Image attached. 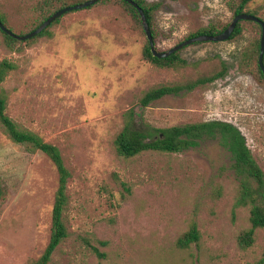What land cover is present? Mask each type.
Listing matches in <instances>:
<instances>
[{
	"label": "rangeland",
	"instance_id": "obj_1",
	"mask_svg": "<svg viewBox=\"0 0 264 264\" xmlns=\"http://www.w3.org/2000/svg\"><path fill=\"white\" fill-rule=\"evenodd\" d=\"M41 0H0L4 25L25 35L39 23ZM157 3L151 30L164 52L197 30H217L238 0H143ZM264 22V1L243 10ZM249 22V21H248ZM48 34L9 47L0 32V61L16 64L0 91L6 115L22 130L57 146L70 177L64 213L68 237L49 264H264V228L252 243L248 208L235 207L238 180L230 155L215 140L179 153H116L114 140L131 110L147 136L174 126L219 120L236 127L264 173V81L243 67L258 55L261 30L241 23L231 41L202 42L179 52L178 64L145 60L140 19L117 0L68 12ZM225 74L192 91L164 96L141 109L153 88ZM57 173L40 152L29 153L0 128V264H31L46 248ZM195 224L200 239H178Z\"/></svg>",
	"mask_w": 264,
	"mask_h": 264
},
{
	"label": "trees",
	"instance_id": "obj_2",
	"mask_svg": "<svg viewBox=\"0 0 264 264\" xmlns=\"http://www.w3.org/2000/svg\"><path fill=\"white\" fill-rule=\"evenodd\" d=\"M85 1L87 0H41L38 5L41 19L39 23L32 29V31L57 10L68 6H73L75 4H80ZM104 1L106 0H99L97 3ZM117 1L123 4L135 18L140 19L137 11L132 6L123 0ZM133 1L143 9L146 21L151 30L153 12L159 7L158 4L154 3L147 5L143 0ZM252 1L255 0H238L235 6H230L233 17L235 15L244 13V8ZM245 14L255 16V14L250 11L246 12ZM59 19L60 18L56 19L40 34L26 41L15 40L2 31L0 32L2 33L5 42H7L9 47L12 45H23L28 41L47 35L49 33L48 29L53 24L58 23ZM0 21L4 25V20L1 14ZM243 22L253 24L261 30L258 24L251 21L248 22L242 20L237 23L234 31L231 33L227 41H231L240 35L241 23ZM227 26L228 24L223 25L220 30H217L213 26H206L197 30L194 34H190L187 36V38L198 35H217L223 32ZM151 33L153 37L152 30ZM259 43L257 44L258 54ZM180 51H177L166 58L158 59L151 54L147 42L143 55L145 60L159 68H171L178 64L185 63L179 58ZM254 54L255 53H253V51L246 52V58L244 59L243 67L246 68L247 71L253 72L251 69L253 65L255 68L254 77L256 80L261 82L264 81V75L258 66V55L254 64H252ZM16 67V64L8 59H3L0 61V84L4 82L8 74L11 71H14ZM225 72L226 67L223 65L220 72L209 77L204 76L202 78L189 81L183 85H163L150 89L146 91L140 98L139 106L141 109H144L152 102L157 101L164 96L177 95L181 92L192 91L198 86L211 83L222 77ZM5 109L6 95L4 92L0 91V128L4 134L13 143L23 146L27 152H40L45 155L50 160L57 173V190L55 192L54 202L51 210L49 242L40 257L37 260L31 262V264H49L57 247L68 237L64 213L68 202L66 190L70 174L64 165L59 148L51 143L45 142L40 136L31 131L20 129L14 123V121L6 115ZM124 115L127 116L125 125L114 140L115 151L120 156L133 157L147 151L179 153L190 148H195L205 140H215L217 144L230 155V169L238 180V192L235 199V207L248 208L249 212L248 219L250 223V229L244 234V236L240 238V242H243L245 246L250 245L252 243L254 230L258 228H264V173L253 159V156L251 155V152L247 147L241 132L228 122L211 120L156 130L154 137L147 141V136L132 126L134 113L129 110ZM199 239L200 233L196 225L192 224L189 229L178 239L177 246L181 249H187L192 244H197Z\"/></svg>",
	"mask_w": 264,
	"mask_h": 264
},
{
	"label": "water",
	"instance_id": "obj_3",
	"mask_svg": "<svg viewBox=\"0 0 264 264\" xmlns=\"http://www.w3.org/2000/svg\"><path fill=\"white\" fill-rule=\"evenodd\" d=\"M98 1L99 0H87L83 3L75 4L73 6H68V7L62 8L60 10H57L52 15H50L43 23H41L36 29H34L33 31H31L25 35L14 34L12 31H10L8 28H6L1 23V21H0V31H2L3 33H5L6 35L10 36L11 38H13L15 40L26 41V40H29V39L33 38L34 36L40 34L44 29H46L56 19L60 18L64 14H66L68 12L83 10L85 8H88V7L96 4ZM123 1L128 3L130 6H132L137 11V13L140 17L142 29L145 33L146 40L148 42L149 50H150L151 54L158 59L166 58V57L176 53L177 51H180L181 49H183L189 45L195 44V43L225 42L229 39L231 33L234 31V29H235V27L239 21H242V20L251 21V22L258 24L261 28V36H260V43H259V54H258V66L264 75V63H263L264 22L260 18H258L256 16L249 15V14H245V13L238 14L232 18V20L228 24L227 28L223 32H221L220 34H217V35H198V36H194L191 38H187V39L179 42L178 44L174 45L173 47H171L170 49H168L164 52H158L155 49L152 33H151L149 25L146 21V17H145L143 9L133 0H123Z\"/></svg>",
	"mask_w": 264,
	"mask_h": 264
}]
</instances>
